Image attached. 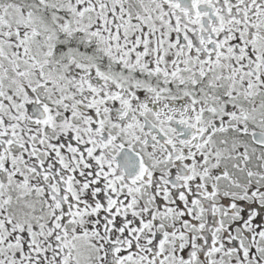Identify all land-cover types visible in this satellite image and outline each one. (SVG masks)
<instances>
[{"label":"snow or ice","instance_id":"1","mask_svg":"<svg viewBox=\"0 0 264 264\" xmlns=\"http://www.w3.org/2000/svg\"><path fill=\"white\" fill-rule=\"evenodd\" d=\"M0 264H264V0H0Z\"/></svg>","mask_w":264,"mask_h":264}]
</instances>
